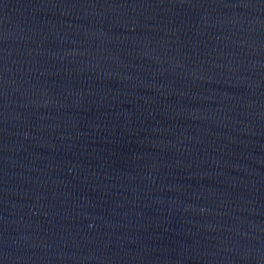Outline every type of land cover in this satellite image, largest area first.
Segmentation results:
<instances>
[{"label":"water","instance_id":"water-1","mask_svg":"<svg viewBox=\"0 0 264 264\" xmlns=\"http://www.w3.org/2000/svg\"><path fill=\"white\" fill-rule=\"evenodd\" d=\"M0 264H264V0H0Z\"/></svg>","mask_w":264,"mask_h":264}]
</instances>
